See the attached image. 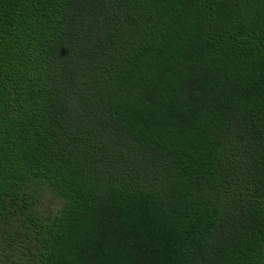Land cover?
I'll return each mask as SVG.
<instances>
[{"label": "trees", "instance_id": "16d2710c", "mask_svg": "<svg viewBox=\"0 0 264 264\" xmlns=\"http://www.w3.org/2000/svg\"><path fill=\"white\" fill-rule=\"evenodd\" d=\"M0 264H264V0H0Z\"/></svg>", "mask_w": 264, "mask_h": 264}]
</instances>
